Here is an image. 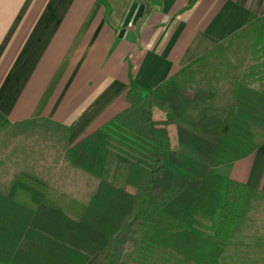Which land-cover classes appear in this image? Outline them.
I'll return each instance as SVG.
<instances>
[{
    "label": "trees",
    "instance_id": "16d2710c",
    "mask_svg": "<svg viewBox=\"0 0 264 264\" xmlns=\"http://www.w3.org/2000/svg\"><path fill=\"white\" fill-rule=\"evenodd\" d=\"M112 128L132 133L144 156L118 161L107 182L104 161L87 164L91 154L116 158L103 147ZM70 129L45 117L10 122L0 113V202L90 222L91 251L81 264H107L112 255L118 264H264V190L210 171L264 142V17L68 148ZM78 150L84 163L74 160ZM180 150L203 160H182ZM100 185L110 200L97 198ZM132 225H144L148 238L131 236ZM126 242L132 248L122 252ZM0 264H8L1 255Z\"/></svg>",
    "mask_w": 264,
    "mask_h": 264
},
{
    "label": "crops",
    "instance_id": "0c3cea01",
    "mask_svg": "<svg viewBox=\"0 0 264 264\" xmlns=\"http://www.w3.org/2000/svg\"><path fill=\"white\" fill-rule=\"evenodd\" d=\"M0 0V113L70 125L67 147L257 17L264 0ZM211 172L264 190V156Z\"/></svg>",
    "mask_w": 264,
    "mask_h": 264
},
{
    "label": "rangeland",
    "instance_id": "374dc122",
    "mask_svg": "<svg viewBox=\"0 0 264 264\" xmlns=\"http://www.w3.org/2000/svg\"><path fill=\"white\" fill-rule=\"evenodd\" d=\"M106 136L104 150L116 158L112 161L101 160L102 158L92 160L91 154L87 165L92 168L96 162L100 164L104 161L101 175L107 176V182H110L118 161L132 164L141 161L144 154L141 151L142 143L127 130L112 128ZM259 151L264 156V142L259 145ZM178 155L182 160H203L190 151L180 150ZM74 160L84 163L80 150L77 151ZM109 162L111 165L109 170H106ZM174 169L177 172L183 171L180 166ZM133 181L134 177L128 178L129 190L133 188ZM111 194L107 186L100 185L96 196L98 199L108 201L114 196ZM200 221L208 224L206 221ZM131 228L130 235L136 239L143 241L148 238L144 225H132ZM92 238L93 227L86 219L75 218L39 204L33 207L13 208L7 202H0V255L8 264H81L90 255ZM131 248L126 242L123 244L122 252ZM119 260L120 256L112 255L107 264H118Z\"/></svg>",
    "mask_w": 264,
    "mask_h": 264
}]
</instances>
